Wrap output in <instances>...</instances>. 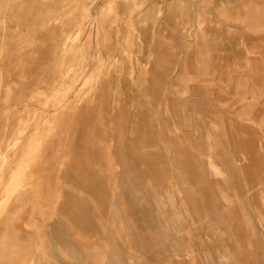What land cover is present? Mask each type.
<instances>
[{
	"label": "rangeland",
	"instance_id": "374dc122",
	"mask_svg": "<svg viewBox=\"0 0 264 264\" xmlns=\"http://www.w3.org/2000/svg\"><path fill=\"white\" fill-rule=\"evenodd\" d=\"M75 214L108 264H264V0H0V264Z\"/></svg>",
	"mask_w": 264,
	"mask_h": 264
},
{
	"label": "crops",
	"instance_id": "0c3cea01",
	"mask_svg": "<svg viewBox=\"0 0 264 264\" xmlns=\"http://www.w3.org/2000/svg\"><path fill=\"white\" fill-rule=\"evenodd\" d=\"M70 219L73 230L57 232L55 224L64 223L57 219L52 222V230L40 232L39 238L50 242L40 249L39 264H108V231L101 227L95 229L93 221L81 214ZM63 253L68 258H64Z\"/></svg>",
	"mask_w": 264,
	"mask_h": 264
},
{
	"label": "bare ground",
	"instance_id": "6f19581e",
	"mask_svg": "<svg viewBox=\"0 0 264 264\" xmlns=\"http://www.w3.org/2000/svg\"><path fill=\"white\" fill-rule=\"evenodd\" d=\"M164 34V33H163ZM157 36V35H156ZM134 133V132H133ZM143 134H141V136H142ZM134 136H135V134H134ZM140 136V135H139ZM209 165H210V163H209ZM84 186V185H83ZM66 187H67V185H66ZM69 187V186H68ZM72 187V186H71ZM99 187V186H98ZM98 189V188H97ZM86 190H87V188H86ZM84 191H85V189H84ZM91 191V190H90ZM106 191H108V190H106ZM79 193V192H78ZM83 193V192H82ZM100 193V192H99ZM105 194V193H104ZM107 194V193H106ZM105 194V195H106ZM109 194H111V193H109ZM242 198V197H241ZM240 198V199H241ZM79 199V198H78ZM100 201V200H99ZM64 203H66V202H64ZM68 207H70L69 205H68ZM79 208V207H78ZM77 208V209H78ZM86 209V208H85ZM84 208H83V210H85ZM89 211V210H88ZM92 211V210H91ZM206 211V210H205ZM211 212V211H210ZM88 213V212H87ZM166 213H167V211H166ZM206 214V213H205ZM167 215V214H166ZM206 216V215H205ZM207 217V216H206ZM53 220H55V219H53ZM56 221H57V219H56ZM64 223H66L65 221H64ZM210 224V223H209ZM84 226V225H83ZM169 226V225H168ZM74 227V225L72 224V228ZM49 228V227H48ZM54 228L57 230V232H59L60 234H62V233H66V231H68L67 229H66V225L64 224V225H62V223L61 224H55V226H54ZM112 229V228H111ZM153 229V228H152ZM49 230V229H48ZM82 231V230H81ZM158 234V233H157ZM155 237V236H154ZM77 241V240H76ZM122 241V240H121ZM106 243V242H105ZM150 243V242H149ZM155 243V242H154ZM253 243V242H252ZM151 244V243H150ZM149 244V245H150ZM142 245V244H141ZM152 245V244H151ZM70 249V248H69ZM160 250V249H159ZM161 251H163V250H161ZM170 252V251H169ZM116 253V252H115ZM162 253V252H161ZM161 253H159V254H161ZM217 253H219V252H217ZM156 254V253H155ZM164 254V253H163ZM157 255V254H156ZM162 255V254H161ZM164 255H166V254H164ZM164 255H163V257H164ZM218 256H219V254H218ZM159 257V256H158ZM223 257V256H222ZM221 257V258H222ZM212 260V259H211ZM64 261H66V260H64ZM63 262V261H62ZM215 262V261H214ZM221 263V262H220ZM63 264V263H62Z\"/></svg>",
	"mask_w": 264,
	"mask_h": 264
}]
</instances>
